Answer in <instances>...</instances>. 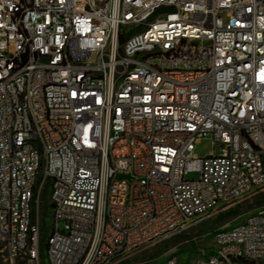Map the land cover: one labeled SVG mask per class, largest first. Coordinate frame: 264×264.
<instances>
[{
	"label": "built area",
	"instance_id": "2783aa9c",
	"mask_svg": "<svg viewBox=\"0 0 264 264\" xmlns=\"http://www.w3.org/2000/svg\"><path fill=\"white\" fill-rule=\"evenodd\" d=\"M263 187L264 0H0V264H118ZM188 264H264V204Z\"/></svg>",
	"mask_w": 264,
	"mask_h": 264
},
{
	"label": "rangeland",
	"instance_id": "374dc122",
	"mask_svg": "<svg viewBox=\"0 0 264 264\" xmlns=\"http://www.w3.org/2000/svg\"><path fill=\"white\" fill-rule=\"evenodd\" d=\"M210 150H213V152L216 153L217 147L213 146L211 138L206 136L201 138L199 142L194 145L193 152L197 156H204ZM186 177H195V174L191 173ZM116 178H127V175L118 173L116 174ZM46 191L47 189L45 188L44 202L41 212V237L43 240L46 235V226L50 221L49 208L46 204L47 201H45ZM259 200H264V187L241 200L239 205H241L243 209L233 217L214 222V217L221 211L216 212L209 219L203 221L199 225L134 249L118 264H162L168 257H174L177 264H188L196 256H206L212 251L214 230L239 221L246 210L263 202H260ZM255 201L258 202L256 203ZM39 248L42 249L41 241Z\"/></svg>",
	"mask_w": 264,
	"mask_h": 264
},
{
	"label": "trees",
	"instance_id": "16d2710c",
	"mask_svg": "<svg viewBox=\"0 0 264 264\" xmlns=\"http://www.w3.org/2000/svg\"><path fill=\"white\" fill-rule=\"evenodd\" d=\"M260 202H262L264 204V200H259ZM256 203L258 201H255ZM241 209H243V207H241V205H239V203L233 205V206H229L227 207L226 209H224L223 211L219 212L216 214V216L214 217L213 221L214 222H218L220 220H223V219H227V218H230V217H233L234 215H236ZM40 241H41V244H42V247L44 246V240L43 238L41 237L40 238ZM43 241V242H42Z\"/></svg>",
	"mask_w": 264,
	"mask_h": 264
}]
</instances>
